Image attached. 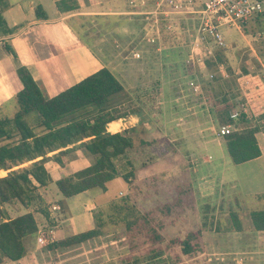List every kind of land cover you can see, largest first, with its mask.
<instances>
[{
  "label": "crops",
  "instance_id": "crops-1",
  "mask_svg": "<svg viewBox=\"0 0 264 264\" xmlns=\"http://www.w3.org/2000/svg\"><path fill=\"white\" fill-rule=\"evenodd\" d=\"M126 10L124 9L125 12ZM120 11L94 8L89 0H0V117L10 116L15 109L12 97L22 86L16 73V68L20 65L27 68L41 93L46 97L59 92L102 65L108 67L107 58L103 54L108 46L104 47V44L110 45L111 42L105 40L106 37L103 36L95 38V33L98 30H101L102 34L109 33L108 28L104 30L103 26L105 23L109 24L110 12ZM115 14L118 16L120 13ZM119 31L118 29L114 32L119 36ZM261 64L264 66L263 63ZM109 70L127 90L128 84L126 85L111 68ZM219 72L222 73V77L231 76L234 80L241 78L247 83L245 84L249 88L247 92H250L251 96L258 95L257 92L261 89V92H264L262 87L264 71H229V75L227 71ZM198 74L196 73L195 76L203 87V81ZM154 75L157 77L156 73ZM162 75L157 77L159 81L155 79L150 84L149 90L159 91L160 95L155 97L153 108H150L151 115L146 113L147 121H142L143 130L139 128V121L145 116L142 110L138 114L128 113L117 117L125 120L132 117L134 121L116 130H108L105 124V129L110 132L126 128L131 136L132 147L129 154L116 162L120 173L131 170V174L126 178L128 180L125 181L121 175H116L106 183L104 189L95 186L64 196L62 199L66 214L63 216L57 211L48 212L49 218L53 221L51 224L55 223L52 213L61 215V218L58 217L60 226L55 230V235L58 237L68 231L77 232L90 228L93 224L92 210L97 205L126 193L131 184L139 187L135 196L139 204L145 201L144 198L150 199V206L164 201L180 204L181 207H175L171 212L175 213L179 210L181 219H192L191 226L182 234L199 228L202 236L204 230L199 213L196 211L192 214V210L195 205L206 199L215 200L214 193L224 189V184L227 186L229 184L232 188L236 184L241 192L243 183H246L247 188L244 192L262 199L263 202L258 206L252 205L248 211L260 206H262L260 208L264 207V196L261 195L264 193V131L258 130L254 133L259 154L233 163L226 153L221 135L215 131L216 135L206 136L202 132L204 121L197 122V126L193 127L189 124L191 120L188 114L181 123L174 120L178 108L187 110L193 105L200 108L199 93H195L196 95H193L195 99H192L190 96L192 91L185 84L189 72L162 71ZM181 76L186 79L179 85ZM176 96L180 97L175 99ZM258 96L263 99V103L258 104L263 106L264 95ZM190 99L195 103L190 104ZM156 105L159 109H155ZM73 145H76V142ZM54 151H49L47 154ZM66 156L67 159L63 164L50 158L44 161L50 181L43 188L51 190L53 200L61 197L53 181L61 174L73 172L89 163L80 148L74 147L64 154V157ZM173 171L178 173L175 182L170 180L175 174V172L171 174ZM183 172L186 176L180 175ZM112 180L116 183V188L109 193L107 187ZM99 192L103 195L100 196ZM233 199L236 201V198ZM251 202L254 203V199ZM192 204L194 206H191ZM232 205V201L227 199L225 204L229 209L227 214L229 216L230 211H235L240 225L239 228H235L229 217L231 223L226 221L224 228L227 232L224 235L228 234L229 238L224 237L218 247L223 249V252L230 253V256L235 253L241 254L238 257H243V262L238 261L237 257L235 264H264V229L252 228L249 217L248 220L241 218ZM188 209L190 215L186 216ZM34 216L40 222H44L39 212H34ZM167 216L165 215L164 218L169 221ZM219 235L222 234L219 232ZM34 236L35 234L32 240ZM30 242L32 241H26V244ZM29 246L30 244L27 247ZM230 256L228 255V258ZM18 260L20 258L3 260L0 264H13Z\"/></svg>",
  "mask_w": 264,
  "mask_h": 264
},
{
  "label": "trees",
  "instance_id": "trees-1",
  "mask_svg": "<svg viewBox=\"0 0 264 264\" xmlns=\"http://www.w3.org/2000/svg\"><path fill=\"white\" fill-rule=\"evenodd\" d=\"M158 16L159 20L165 18L161 14ZM160 34L163 38L162 32ZM219 57L220 53L215 51L212 57L204 58L205 64L209 66ZM241 69L246 71L247 68L241 65ZM16 73L22 86L12 97L15 109L10 116L0 117V169L6 170L0 175V262L22 257L27 250L26 241H32L39 227L53 222L42 207L27 208L42 196L40 189L50 181L44 167L45 160L50 158L63 164L66 161L64 154L74 147L80 148L89 160L87 165L63 173L53 181L61 196L53 201L59 203L57 213L63 216L66 214L64 196L95 186L104 189L116 175L128 180L131 170L120 173L116 162L129 154L131 136L126 128L113 132L108 130H116L134 121L132 117L127 120L117 117L141 111L140 104L130 97L105 65L48 97L41 93L25 66H18ZM215 74H212L213 82L215 79H228ZM211 86L207 88L203 84V90L216 121L231 125L227 133L221 134L229 159L237 163L257 156L259 148L254 133L264 131V111L253 117L254 122H249V117L255 111L242 110L241 107L237 108L234 117H230L229 111L236 106L234 95L216 98ZM260 94L264 95L263 92ZM139 128L144 129L142 120ZM68 144L72 145L68 147ZM138 191L139 187L131 184L126 193L92 210L93 224L90 228L56 237L44 247H68L103 234L105 225H116L123 229L128 250L147 243L143 253L129 252L120 264H188L185 258L189 259L202 250L200 229L165 237L166 220L162 218L175 209V203L164 201L161 202L164 206L157 203L143 207L135 198ZM11 200L26 210L7 215L1 205ZM34 212H39L44 222L37 220ZM229 217L235 228H239L235 211H230ZM248 217L252 228L264 229V207L249 210Z\"/></svg>",
  "mask_w": 264,
  "mask_h": 264
},
{
  "label": "rangeland",
  "instance_id": "rangeland-1",
  "mask_svg": "<svg viewBox=\"0 0 264 264\" xmlns=\"http://www.w3.org/2000/svg\"><path fill=\"white\" fill-rule=\"evenodd\" d=\"M89 2H92L94 8L97 9L121 10L120 12H115L120 13L118 16L110 12L109 24L106 25L105 23L103 26L104 30L108 28L109 33L103 32L102 34L101 30H98L95 33V38L103 36L104 38L106 37L105 40H110V45L104 44V47L108 46L106 52L103 53L107 58L106 62L108 61V67L116 72L126 85L128 84V89L132 90L129 91L127 89L130 97L140 103L141 110L145 113V116H143L144 113L142 112V121H147L146 113L151 115L152 111L150 108H153L155 97L160 95L159 91L156 92L149 89L153 80L157 79L160 74L162 75V71L189 72V78H185L186 80L184 77H180L179 85L182 80H185V84L193 92L190 93L192 99H195V96H193L195 93H199L200 108L195 107V105L189 106L187 110L178 108L174 120L181 123L184 120V116L188 114L187 116L191 120L189 124L193 125V127L197 126V122L204 121L202 132L206 136L216 135L214 132L219 123L216 121L215 114L205 97V91L201 87L199 79H197L198 77L195 76L198 72V76H201V81H203L205 87L209 88L212 85L210 90L216 95V98L222 95H231L230 97L234 95L235 108L244 107L246 111H255L249 117L251 121L258 113L264 111V104H262L263 106L258 104L263 103V99L261 100L258 96L261 95L262 90L257 92L258 95L251 96L250 92H247L249 90L248 86L246 87L245 85L247 83L241 78L234 80L233 77L227 75V77H224L228 78L227 80L215 79V82L212 81V74H215V72V75H221L222 73L220 74L219 71H227L229 75V71H243L241 65L247 68L246 71H264V66L261 64H264L263 16L252 17L244 25H240L239 28H234L231 24L220 25L218 29L224 36L225 44L222 48L211 46V53L215 51L219 52L220 57L219 60L207 66L204 58H210L213 54L205 56L204 45L195 40L196 26L198 24L197 13L185 11L168 12L167 17L159 20L158 14L160 13L157 14L158 19H155L156 15L150 12V10H154L155 8L156 0H89ZM164 8L167 9L168 7L160 4L158 10ZM124 9H127L126 12ZM164 19L167 21L166 27L164 26L166 22ZM118 29L120 30L119 36L114 32L118 31ZM160 32H162L163 38H161ZM155 73L157 77H155ZM232 78L234 81H232ZM191 81L197 82L198 87H193L194 85L191 84ZM172 83L177 84L176 82ZM262 87L264 88V86ZM181 94L182 92H180ZM181 96L183 97V94ZM179 97L176 96L175 99ZM192 99L189 100L190 104L195 103ZM155 109H157V106H155ZM5 171V169H0V175L4 174ZM174 172H171V174ZM180 175L186 176V173L183 172ZM177 178L178 173L176 171L173 177L169 179L175 182ZM115 188L116 183L112 180L108 184L107 192L110 193ZM233 188L229 184L228 186L224 184V189L222 188L214 193L215 200L206 199L198 205H191L194 206L192 214L196 211L199 213V219L202 221V230L204 232L201 236L202 250L189 259L185 258V262L188 264H232L241 255L235 253L230 256V253L227 254L223 252V249L218 247L224 237L229 238L228 234H226L227 236L224 235L227 233L224 230L226 221L227 223L228 221L230 222L227 214L229 209L225 206L226 200L230 199L233 203L232 207L235 208L241 218L247 220L248 209L252 205L258 206L263 202L262 199L244 192L247 188L246 183H243L241 192L238 190L239 188H237L236 184L233 185ZM50 191L49 188H41L40 192L42 196L35 199L27 208L32 209L40 206L49 212V205L53 201V195ZM99 195L103 194L99 192ZM233 198H236V201ZM252 199H254V203L251 202ZM144 200L141 204L143 207H146L149 205L150 199L146 200L144 198ZM160 205L164 206L161 203ZM187 206H190V204H187ZM175 207L178 208L181 205L175 203ZM1 209H6L7 215H13L24 210L15 200H11L8 204H2ZM186 212V216H189V209ZM52 214L56 230L60 226L59 219L61 215L58 216L57 213ZM180 215L181 211L176 210L175 213L171 212L167 216L169 221L166 218H162L166 220V226L164 227L165 237L175 234L181 235L187 227L191 226L192 219L183 220ZM58 217L60 218L58 219ZM244 224L246 223L244 222ZM62 232L64 233V230ZM71 232L68 231L65 234ZM219 232L222 235H219ZM31 237L32 234L30 235ZM56 237L58 238V235ZM226 243H228V240H226ZM29 244L30 246L27 247L28 249L25 251V254L13 264H120L122 258L128 255L129 252L143 253V249L147 246V243L144 242L142 247L138 246L128 250L123 229L116 225H105L103 234L68 247L46 249L44 245H37L34 239ZM228 255L230 256L229 258ZM233 256L234 258H232ZM243 259V257L239 258L238 261L243 262Z\"/></svg>",
  "mask_w": 264,
  "mask_h": 264
},
{
  "label": "built area",
  "instance_id": "built-area-1",
  "mask_svg": "<svg viewBox=\"0 0 264 264\" xmlns=\"http://www.w3.org/2000/svg\"><path fill=\"white\" fill-rule=\"evenodd\" d=\"M160 4L168 8L158 10ZM154 10H150L156 15L160 13L167 17L168 12H195L198 21L196 26L195 40L204 45V55H212L211 46L222 48L225 44L223 34L218 27L223 24H231L234 28L244 25V23L256 16H264V0H156ZM211 48V49H210ZM195 88L197 82L191 81ZM245 110L244 107H241ZM238 112L237 108L229 111V116L234 117ZM231 129L230 124H219L216 128L217 134L227 133ZM60 209L58 202H52L49 210L54 212ZM56 238L55 225L39 227L34 236L37 245H45Z\"/></svg>",
  "mask_w": 264,
  "mask_h": 264
}]
</instances>
